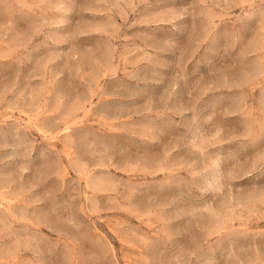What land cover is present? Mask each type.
<instances>
[{"label":"rangeland","instance_id":"1","mask_svg":"<svg viewBox=\"0 0 264 264\" xmlns=\"http://www.w3.org/2000/svg\"><path fill=\"white\" fill-rule=\"evenodd\" d=\"M0 264H264V0H0Z\"/></svg>","mask_w":264,"mask_h":264}]
</instances>
